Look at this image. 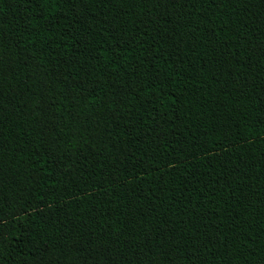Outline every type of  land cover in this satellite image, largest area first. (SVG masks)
Segmentation results:
<instances>
[{"label":"trees","instance_id":"trees-1","mask_svg":"<svg viewBox=\"0 0 264 264\" xmlns=\"http://www.w3.org/2000/svg\"><path fill=\"white\" fill-rule=\"evenodd\" d=\"M0 264H264V0H0Z\"/></svg>","mask_w":264,"mask_h":264}]
</instances>
